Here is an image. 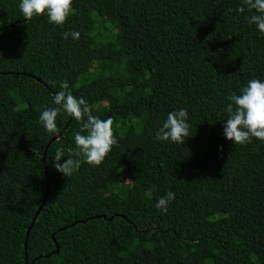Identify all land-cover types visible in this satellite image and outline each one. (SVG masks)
<instances>
[{
    "label": "trees",
    "instance_id": "1",
    "mask_svg": "<svg viewBox=\"0 0 264 264\" xmlns=\"http://www.w3.org/2000/svg\"><path fill=\"white\" fill-rule=\"evenodd\" d=\"M18 3L0 0V264H264V143L222 135L227 97L264 79L244 0H73L62 26ZM63 81L117 139L70 178L52 157L79 122H38ZM181 107L190 137L157 142Z\"/></svg>",
    "mask_w": 264,
    "mask_h": 264
},
{
    "label": "clouds",
    "instance_id": "2",
    "mask_svg": "<svg viewBox=\"0 0 264 264\" xmlns=\"http://www.w3.org/2000/svg\"><path fill=\"white\" fill-rule=\"evenodd\" d=\"M73 0H19L18 10L25 20H31L41 14L53 26H62L72 11ZM252 14L247 17L250 25L264 36V0H244ZM245 11V7L238 9ZM79 38L77 31H65L63 39ZM60 90L53 95L54 106L39 111L38 122L47 133H56L58 114L71 118L80 124V130L73 135L74 147L57 148L52 157V167L64 178L72 177L79 171L81 163L91 167L100 165L112 147L117 144L113 135V119L91 114V108L82 97L74 96L67 81L60 83ZM223 111L227 118L223 120L222 135L233 145L251 143L253 138L264 143V79L253 78L239 89L238 94L227 97ZM187 107L173 109L154 134L160 143H183L190 137V123ZM68 154L67 156L65 154ZM175 199L173 191H167L155 203L161 213H167L169 204Z\"/></svg>",
    "mask_w": 264,
    "mask_h": 264
},
{
    "label": "water",
    "instance_id": "3",
    "mask_svg": "<svg viewBox=\"0 0 264 264\" xmlns=\"http://www.w3.org/2000/svg\"><path fill=\"white\" fill-rule=\"evenodd\" d=\"M71 122V119L69 120V123ZM69 123H68V125H69ZM67 125V126H68ZM67 126H66V128H67ZM65 128V129H66ZM64 129V130H65ZM55 139H58V136L56 137V138H54V140ZM50 144V143H49ZM49 146V145H48ZM46 161V151H45V153H44V162ZM48 188H49V180H48ZM46 195H47V193H46ZM45 199H46V196H45V198H44V201H45ZM43 207V205L39 208V210H38V212L36 213V216H35V218H34V222L36 221V219H37V215L39 214V212H40V210H41V208ZM29 232H30V230H28V233H27V236H26V242H25V251L27 250V241H28V236H29ZM55 243H56V241H55ZM56 247H57V251L56 252H58L59 251V246H58V244L56 243Z\"/></svg>",
    "mask_w": 264,
    "mask_h": 264
},
{
    "label": "rangeland",
    "instance_id": "4",
    "mask_svg": "<svg viewBox=\"0 0 264 264\" xmlns=\"http://www.w3.org/2000/svg\"><path fill=\"white\" fill-rule=\"evenodd\" d=\"M138 162V160H136V163Z\"/></svg>",
    "mask_w": 264,
    "mask_h": 264
}]
</instances>
